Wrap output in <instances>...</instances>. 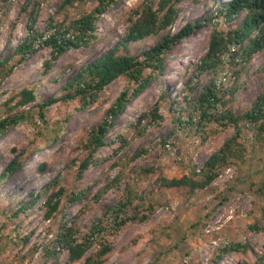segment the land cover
I'll use <instances>...</instances> for the list:
<instances>
[{
	"label": "rangeland",
	"instance_id": "rangeland-1",
	"mask_svg": "<svg viewBox=\"0 0 264 264\" xmlns=\"http://www.w3.org/2000/svg\"><path fill=\"white\" fill-rule=\"evenodd\" d=\"M142 1L113 0L96 21V38L86 47L66 51L46 71L52 51L48 46H35L26 54L17 49L30 39L33 29L43 35L67 28L99 0H77L68 6L65 0H0V62L5 63L0 68V120L13 96L24 89L36 95L34 103L22 108L32 112L31 122L0 136V264H70L69 251L63 248L58 254L54 249L61 229L73 228L71 238L82 242L95 220L129 193L146 197L145 207L153 206L154 213L145 221L129 222L115 234L107 231L104 236L111 250L101 258L103 264H264V132L259 129L264 120L253 125L243 118L264 95V49L251 57L244 55L243 49L258 32L239 41L235 33L248 12L226 17L224 6L231 0L176 4L178 15L168 30L172 35L189 24L199 22L202 27L164 56V72L155 74L146 90L128 103L109 129L108 145L100 149L97 163L81 179L76 174L88 155L86 140L109 118L119 96L125 90L133 92L135 83L120 77L87 107L70 100L48 107L46 123L37 118V106L69 94L66 88L73 77L117 46L129 29L132 11ZM213 32L227 48L218 68L202 71L199 67ZM165 34L133 42L122 54L141 56ZM210 88L222 101L210 114L219 117L230 112L240 120V134L235 126L223 127L207 119L199 123L193 117L198 98ZM157 109L160 116L155 117ZM236 136L242 144V160L221 167L209 188L191 193L185 187H159L161 178L198 179L199 170ZM15 158L18 169L1 179ZM125 184L133 187L131 192L123 191ZM61 187L66 191L58 211L47 219L46 201ZM74 193L81 196L71 202ZM105 226L111 228L112 223L105 219ZM231 245L235 249L225 252ZM100 250L96 244L72 264H91L88 260Z\"/></svg>",
	"mask_w": 264,
	"mask_h": 264
},
{
	"label": "trees",
	"instance_id": "trees-1",
	"mask_svg": "<svg viewBox=\"0 0 264 264\" xmlns=\"http://www.w3.org/2000/svg\"><path fill=\"white\" fill-rule=\"evenodd\" d=\"M77 0H65L66 6L71 5ZM157 1V4H156ZM184 0H143L141 5L132 11V16L129 18L130 26L122 40L117 43V46L109 53L91 62L87 67L78 72L66 88L71 92L62 98H52L43 104H40L37 111V118L40 122L46 123V110L48 107L58 103H65L70 100H78L81 107H87L99 98V94L109 84L120 77H127L136 87L133 92L129 94L125 90L115 104L109 109L107 118L96 129L90 133L86 144L84 145L87 151V157L84 158L76 174L77 179H81L88 168L97 163V154L101 148L106 147V136L111 127L115 126L116 121L125 111L128 103L140 96L149 86L155 74L161 75L164 71V56L172 50V48L179 42L189 38L194 34L196 29L202 27V24L197 22L192 25L189 24L182 28L178 33L172 35L168 30L174 24L178 10L176 4ZM113 0H99L98 5L89 13L83 14L80 18L70 21L67 28H55L54 32L45 40L42 38L44 34L33 33L29 40H26L17 50L18 53L26 54L34 50V47L46 45L51 51V59L45 62L46 71H50L54 62L59 59L66 51L88 46L92 40L96 38V21L109 8ZM156 5V6H155ZM242 11H247L248 14L244 20L241 30L235 33V36L242 43L245 38H248L255 31L258 36L251 40L249 45L243 49L246 57H251L253 54L264 49V0H231L224 6L225 16L232 19L239 15ZM162 32L166 34L161 37L157 43L150 50L143 52L141 56H132L128 53L122 54V51H127L129 44L144 40L148 37L160 35ZM231 41V40H230ZM42 42V43H41ZM41 43V44H40ZM232 43V42H229ZM227 48L224 39L221 38L217 32L211 35V42L209 49L203 58L200 69L205 71L211 67L218 68L221 65V54ZM5 63L0 62V68H4ZM12 72V69L10 70ZM17 100L11 106L10 104ZM36 101L34 90L24 89L18 96H13L8 101L7 115L0 120V136L12 127H17L24 122H29L33 114L30 110L25 111L29 104ZM221 98L218 97V91L215 88L207 89L200 98H198L194 118H198V122L207 119L208 122H217L219 125L226 127L228 124L235 126L238 129L239 118H235L230 112H225L219 117L212 116L211 111L216 110L220 104ZM224 106V105H223ZM199 107V108H198ZM199 112H198V111ZM155 115V114H154ZM211 115V116H210ZM158 109L156 111V116ZM192 117V119H194ZM244 119L249 120L251 124L257 125L264 120V95L258 98L251 111L247 112ZM31 122V121H30ZM33 122V120H32ZM201 123V122H199ZM259 129L264 132V124L259 126ZM238 134L240 131L238 129ZM237 134V135H238ZM238 136L228 140L222 148L215 153L205 167L197 176L198 179L183 177L181 179L166 180L161 178L159 180V187L166 188H188L191 193L196 190H204L209 188L219 175V169L223 166L229 165L234 160H242L241 151L242 144L237 139ZM19 159L15 158L11 161L1 174V179H5L15 173L18 169ZM58 178L53 182L57 183ZM119 187V185H116ZM123 191L133 187L130 184H125ZM56 189V188H54ZM65 188L61 187L55 190L48 197L46 201V218L51 219L58 211L60 200L65 193ZM262 191V190H261ZM80 193H74L69 196L71 202L76 201L80 197ZM147 198L140 194L129 193L110 208L103 218H97L91 228V232L84 236L82 242L74 240L72 233L75 231L71 227L64 226L55 238V250L65 248L69 251V263H76L89 251L92 246L96 244L101 247V250L88 261L91 264H103L101 260L110 250L111 246L107 243L105 233L115 234L129 222L136 220L145 221L153 215V206L146 208ZM139 202V203H136ZM133 210V214L129 210ZM105 219L112 223L111 228L105 226ZM66 227V228H65ZM75 237V236H74ZM235 248L232 245L225 248V252L233 251ZM57 254L56 252L54 255ZM58 256V255H57ZM58 258V257H57ZM88 262V263H89Z\"/></svg>",
	"mask_w": 264,
	"mask_h": 264
},
{
	"label": "built area",
	"instance_id": "built-area-1",
	"mask_svg": "<svg viewBox=\"0 0 264 264\" xmlns=\"http://www.w3.org/2000/svg\"><path fill=\"white\" fill-rule=\"evenodd\" d=\"M49 35H50V34H44V37H43L42 39L45 40L47 37H49ZM41 43H42V42H41ZM41 43H40V44H41ZM38 47H39V42H38L36 48H38ZM228 171H231V170H228ZM199 172H200V170H199Z\"/></svg>",
	"mask_w": 264,
	"mask_h": 264
}]
</instances>
